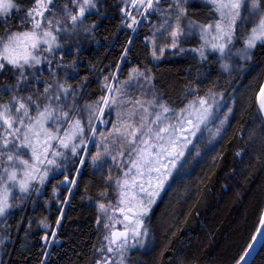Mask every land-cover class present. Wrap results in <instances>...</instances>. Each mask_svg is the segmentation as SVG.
Segmentation results:
<instances>
[{"label": "snow or ice", "instance_id": "6c2138e0", "mask_svg": "<svg viewBox=\"0 0 264 264\" xmlns=\"http://www.w3.org/2000/svg\"><path fill=\"white\" fill-rule=\"evenodd\" d=\"M205 3L211 19L202 22L195 18L198 5L192 0H118L120 25L135 34L126 35L122 62L148 24L144 41L153 60L163 58L169 49L176 50L173 55L190 52L196 63L189 70L196 73V80L208 79L211 72L204 65L216 62L229 74L223 85L212 81L204 95H196L172 124L166 121L173 110L159 100L150 68L134 67L119 81L121 64H115L116 72L98 81L101 95L94 99L95 94L86 91L88 78L76 79L84 42L94 38L98 19L111 7L108 0H0V264H29L21 254L12 259L17 250L9 247L15 240L8 219L20 214L16 230L25 219L30 229L26 201L57 172L70 197L84 168L94 169L98 246L92 245L86 264H143L133 260V249L150 254L156 247L146 244L150 237L146 218H151L174 172L183 169L185 153L201 126L218 120L216 135H220L230 125L237 94L242 97V110H254L259 118V125L248 130V142L255 147L258 141L264 148V72L241 84L244 93L233 87L255 70L254 50L264 48V0ZM93 13L97 19L88 23ZM196 37V47L183 46ZM237 43L242 47L233 52ZM234 58H238L235 65L229 62ZM140 80L149 86L147 91ZM134 87L140 89L139 96L129 93ZM113 111L115 119H107ZM108 124L110 128L100 127ZM243 130L241 125V135ZM241 153L247 154L241 149L236 155ZM195 155H200L199 150ZM52 191L55 194L58 187L54 185ZM58 203L62 206L55 227L47 217L38 221L39 227L51 229L41 236L49 246L59 243L58 230L66 216L63 205L70 199ZM171 243L153 264H164L165 253L169 264H184L180 250L174 254ZM42 256L38 264H48L51 253L45 250ZM235 264H264V210Z\"/></svg>", "mask_w": 264, "mask_h": 264}, {"label": "trees", "instance_id": "16d2710c", "mask_svg": "<svg viewBox=\"0 0 264 264\" xmlns=\"http://www.w3.org/2000/svg\"><path fill=\"white\" fill-rule=\"evenodd\" d=\"M192 2L204 12H210V7L205 3ZM108 4L111 7L104 17L98 19L94 38L84 42L79 74L76 76L77 80L88 78L90 83L86 86V91L95 94L93 99L101 95L98 81L104 75L116 72L114 65L117 63L121 64V70L117 73L119 81L125 80L134 67L140 66L141 70L152 69L155 76L153 84L164 103L174 109L195 99L196 95H204L212 81L218 80L223 85L229 77L228 73L221 70L219 62H216L204 65L211 72L208 79L196 80V73H190L189 70V65L196 63L194 54L191 53H167L153 63L150 47L144 41L146 28L140 29V35L131 45L132 52L122 62L120 56L122 46L126 43V35L135 34L120 25L118 0H108ZM101 10L104 11L103 8ZM94 19L97 17L93 13L87 22L91 23ZM208 19L211 16L202 18V22ZM254 65L255 70L247 74V80L242 79L233 85L240 89V93L246 91L241 84L246 85L264 72V48L258 46L254 50ZM232 75L235 76L236 73L233 72ZM197 88L199 91H194ZM229 92H232V88H229ZM241 125H244L242 135ZM258 125L259 118L255 111L242 110V97L237 94L235 118L230 117V125L226 126L219 140L204 151L188 171L173 175L153 206L151 218H146L152 235L151 244H155V250L150 254L137 250L132 255L133 260L153 264L171 240L173 253L180 250V258L184 264H235V258L241 254L264 205V148H261L258 141L255 142V147H251L247 139L248 130ZM241 149H245L247 154L237 156L236 153ZM61 178L63 176L59 172L55 174V178L50 176L40 193H33L26 201L27 217L32 220L30 229L25 219L17 231L20 214L9 217L8 223L12 225L11 234L15 240L9 247L17 250L12 254L13 260L18 259V254H21L29 258V264H38L44 258L42 252L46 250L51 253L48 264H86L93 252L92 245L98 246L95 224L98 188L92 186L94 170L90 165L84 168L79 178V187L73 189L70 197H67V185H59L58 195L54 196L53 186ZM86 186L88 191H85ZM66 198L70 199V203L63 205L66 216L58 230L59 243H52L48 247L41 236L51 229L39 227L38 221L47 217L55 227V219L59 215L57 209L62 206L58 200ZM25 230L28 231L27 236ZM21 245L25 247L22 249ZM163 259L164 264H169L167 253Z\"/></svg>", "mask_w": 264, "mask_h": 264}, {"label": "rangeland", "instance_id": "374dc122", "mask_svg": "<svg viewBox=\"0 0 264 264\" xmlns=\"http://www.w3.org/2000/svg\"><path fill=\"white\" fill-rule=\"evenodd\" d=\"M192 1H201L203 3H205V0H192ZM206 4V3H205ZM210 7V6H209ZM189 12L192 13L193 12V9L190 8L189 9ZM210 12H204L203 9H201L199 6L195 9V18L199 19L202 21V18H210L211 16V13L209 14ZM142 28H146V31L148 32L149 31V26L148 24H145ZM197 41H198V37L196 38H193V40L189 43H186L184 44L183 46L185 48H192V47H196L197 46ZM150 47V46H149ZM242 47V44L241 43H237L236 44V47L233 48V52L236 51L237 48H240ZM176 50H166V54L167 53H172ZM190 53V52H189ZM191 54H194V53H191ZM195 55V54H194ZM236 59L238 58H234L233 61H229L230 63H233L235 65V61ZM152 62L153 63H156L158 62L159 60H153L151 58ZM240 63H243V61H240ZM120 81H123V80H120ZM119 82V81H118ZM117 82V83H118ZM140 83L141 84H144L145 85V90L147 91L148 90V85L143 81V80H140ZM132 84L135 85L136 84V81H132ZM156 88V87H155ZM159 92V91H158ZM129 93L134 95V96H139L140 95V89L138 88H130L129 89ZM148 99L151 98V93H149ZM159 100L161 102H164L160 93H159ZM194 100V99H193ZM192 101V100H191ZM191 101H188L185 105L183 106H180L179 108H172V107H169L170 109H172L173 111L170 112L168 114V121L167 122H170L172 124H175L177 123V120L180 118V110L181 109H184L186 108V106L191 102ZM226 110V109H225ZM152 111H156V109H153ZM107 119H110V120H114L115 119V111L112 112V114L108 117H106ZM227 126V125H226ZM225 126V128H226ZM100 127H103V125H101ZM111 127V124H108V125H105L103 128H110ZM217 127H219V121L218 120H215V121H212V122H209L207 125H202L201 126V129L200 131L197 132L196 134V137L195 138H192L193 139V144L189 145V151L185 153V163H184V167L183 169L179 172V173H175L176 175L178 174H181V173H184L186 171H188L190 169V167L192 166V164L199 159V157L202 155V153L204 151H206L208 148H210L211 146H213L220 138V136L222 135L223 131L225 130V128L221 131L220 135H216V129ZM191 138V137H190ZM89 147L92 148V150L94 151V147L93 145L89 144ZM199 150L200 152V155L197 156L195 155L196 151ZM91 167V166H90ZM94 170V169H93ZM173 174V175H174ZM63 178H61L60 180H62ZM59 180V181H60ZM59 181H56V186L58 187L60 184H59ZM58 192V191H57ZM57 192L54 194L55 197H57ZM69 193H67V197H68ZM119 227V226H118ZM51 239V237H50ZM151 241H152V235H151V230H150V237L149 239L146 241V244L151 246ZM47 246L49 247V245L47 244ZM140 251V252H144L146 251V249H143V248H138V249H133V252H132V255L134 252L136 251Z\"/></svg>", "mask_w": 264, "mask_h": 264}, {"label": "water", "instance_id": "95a60500", "mask_svg": "<svg viewBox=\"0 0 264 264\" xmlns=\"http://www.w3.org/2000/svg\"><path fill=\"white\" fill-rule=\"evenodd\" d=\"M105 125H103V127H104ZM262 210H264V205H263V209ZM58 244V243H57ZM189 264H204V263H189Z\"/></svg>", "mask_w": 264, "mask_h": 264}]
</instances>
